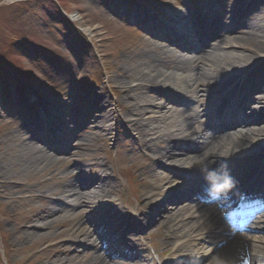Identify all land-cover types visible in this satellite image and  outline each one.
<instances>
[{"label":"rangeland","instance_id":"rangeland-1","mask_svg":"<svg viewBox=\"0 0 264 264\" xmlns=\"http://www.w3.org/2000/svg\"><path fill=\"white\" fill-rule=\"evenodd\" d=\"M51 1L0 0V72L6 75L4 79L0 77V156L3 162L9 163L10 165H7L13 170L0 177V264L5 262V258L11 264H50L52 254H57L56 256L62 254L61 245L65 241L79 242L78 250L74 251L75 254L68 256L72 259L61 255L65 258L66 264H114L115 262L123 264L125 260L117 257L118 251L111 246H105L108 243L103 240L100 242L103 251L84 253L87 249L82 250V235L75 237V233L71 234L69 230L72 224H77L74 215L80 209L83 210L82 218L85 219V223H89L87 230L91 229L90 231L99 236L105 235L106 231L113 230L99 224L104 216L102 205L112 199L114 204L111 210L114 216H123L136 226L135 220L141 219L142 214L145 213L144 223H146L149 221V215L146 204H142L143 198L157 190H151L142 196L139 186L143 177L135 174L136 168L133 164L121 166V153L129 147L126 146L128 142L125 138L130 133L118 132V126L114 125L115 121L112 119L103 120V123L110 128V132L106 137L96 136L92 141L97 145L95 148L80 149L77 159L70 154H60L63 149L67 151L70 148L69 142L74 140L78 130L83 129L88 107L82 109L84 107L82 105L88 104L87 100L95 93L110 99L111 108L117 109L120 117H128L126 112L130 106L141 104L145 98H148V94L134 89L129 91L130 98L124 96L126 83H135L132 78L140 77L150 69L151 61L148 57L136 58L135 55L147 49L153 51L157 48L155 44L159 45L160 42L168 46L163 35L158 33L160 38L154 36L153 28L159 26L158 30L163 32L169 30L168 36L172 43L178 41L181 49H184L186 40L192 45L196 44V40L182 36L181 23L184 24L188 20L187 9L201 12V23L205 24L203 31L216 26L224 31L225 35L234 37L220 48L221 64L212 68L211 76L220 78L224 68L235 72L236 69H248L254 64L258 65L264 59V0H211L210 6L215 7L211 11H206L205 6L210 0H204V3L202 0H135L137 3H133L132 0ZM249 1H253L255 8L250 16L243 17L244 22H240L238 10L244 2ZM59 3L67 9L69 15L74 16L73 23L60 13ZM144 14L147 16L142 17ZM126 20L131 24L130 26ZM154 21L155 25L149 31ZM244 23L249 24V32L243 33L244 35L239 34L241 30H244L241 28ZM136 28L140 32L135 30ZM78 33L84 39H81ZM19 36L22 43L31 41L25 49H21L22 44L16 39ZM17 48H20L21 52ZM182 53L187 56L194 54L192 49L183 50ZM61 56L63 65H69L70 69H64L61 62L57 63L56 60H59ZM46 65L47 69H45ZM124 65L129 70L126 71L127 73L123 70ZM122 74L131 76L123 78L126 83H120L118 79H115ZM261 74L264 77V67ZM21 76L29 80V86L21 85L17 79ZM238 76L240 77L236 78L234 83H238L237 85L241 87L245 86V92L249 94L252 89L251 83L246 80V73L240 72ZM167 82L172 87L174 83L176 89L186 87V82L179 78L169 77ZM228 89L229 87L225 90ZM259 94L257 93L256 96ZM261 95L263 98L257 100V105L264 107V92ZM179 99L177 96L180 102ZM211 104L212 102L208 103L205 109H210ZM193 109L192 105L186 114L193 115ZM104 114L100 115L104 116ZM169 115L158 123L165 132H178L184 128V114L175 111ZM201 118L206 121L215 120L205 115ZM63 122L66 123L62 125ZM189 124L191 123L188 121V126ZM119 128L121 129L122 126L119 125ZM64 130H67V133ZM63 135L67 137L68 142ZM48 149L52 150L51 153H48ZM214 150L225 155L221 158L217 157L216 160L224 162H216L213 167L219 169L228 161V158L232 159L230 166H226L230 175L233 174L231 169L234 167L238 170L249 169L243 165V156L249 155L252 158V155L259 151L260 156L255 161V170L247 178L255 179L263 168L261 158L264 153V132L252 134L251 138L240 144H219ZM43 154H49L51 158L45 161ZM68 157L71 158L70 161L67 160ZM94 157H97L98 163L93 160ZM10 158L14 160L8 161ZM190 159L188 158L187 164L179 166L161 161L163 170L166 172L156 173L154 177L149 178L151 181H157L163 173L170 172L169 167L178 169L184 167L190 172L182 171L183 176L191 175L194 179L195 176L192 177L194 170L189 167ZM32 160L39 162V165L34 168L29 167L28 162ZM231 163L235 164L234 167ZM95 164L107 168L108 174L112 176L115 183V190L111 189L108 195L98 194L97 191L94 194L89 193L82 198L81 202L75 199V190L69 191L63 197L55 195L66 183L61 179L65 177L66 169H82L88 173ZM24 165L27 167L23 170ZM92 173L96 174L97 171ZM69 181L75 188V182L70 179ZM190 183L191 181H186V184ZM83 185L84 190L86 184L83 183ZM249 185L254 186L255 183H249ZM186 190L190 191L191 188L186 187ZM202 192L203 194L199 197H203L207 206L218 203L216 208L218 213L208 207L205 211L206 217L199 213L198 216L193 217L196 219L195 222L182 224V221H179L173 227H162L161 230H165L163 231L165 235L155 229L158 225L156 222V226H150L145 231L138 230L131 236L132 242L142 246V252L147 250V264H179L178 261L173 263V249L184 242L180 235H187L186 227L194 225L192 229L194 232L198 225L210 217L221 218L219 225L225 223L224 227H232L226 221L228 220L227 207L223 206L229 202L226 200L231 198L227 193L229 191L221 193L216 198H210L206 190ZM51 198L59 200L54 202ZM70 204L82 206L79 210L69 211ZM41 207L56 210L55 217H59V220L56 219L53 224H46L32 237H26V234L22 232L20 240H13L14 231L25 224ZM251 207L254 208V205ZM187 212L192 214L195 208H185L183 215H187ZM260 212H264V209ZM162 214L167 215L166 212ZM253 218L240 217L237 222L242 224L238 231L245 241L264 243V216H261L260 220L254 224ZM250 224L253 226L246 227ZM212 228L213 233H204V246L212 247L211 243L216 245L224 241L222 238H217L221 233L216 232L218 231L216 226ZM194 234L201 237V233ZM163 240L167 241V244ZM55 241L57 244L52 245ZM121 242L128 246L124 248L122 245L123 255L128 252L140 258L142 253L139 248H129L127 241ZM188 243L190 241L184 242V244ZM167 246L170 251L163 252ZM4 249H6L5 257ZM92 255L95 259L89 260Z\"/></svg>","mask_w":264,"mask_h":264},{"label":"bare ground","instance_id":"bare-ground-1","mask_svg":"<svg viewBox=\"0 0 264 264\" xmlns=\"http://www.w3.org/2000/svg\"><path fill=\"white\" fill-rule=\"evenodd\" d=\"M254 8L255 5L253 1L243 3L239 9L240 22L243 21V17L250 16ZM189 18V22L194 23V20L191 18L197 20L199 19V16L195 15L194 12H191ZM197 23L198 22L196 21L192 27L188 25L183 32L186 34L187 32L191 33V31H194L196 37H198V43L200 44L198 48L199 51L195 50L196 53L194 55L187 57L183 53L175 50V48L171 49L168 46L161 47L160 45L155 44L157 48L153 51L147 49V51H141L135 55L136 58L148 57V60L151 62L149 63L150 69L147 73L140 75V77L132 78L135 81L133 84L123 81V78L131 77L130 75H124L127 73L126 71H129L124 65L123 70L125 73L115 78L118 79L120 83L123 82L127 84L124 96L130 98L131 94L129 91L131 89L142 92L144 91L148 94V98H145L141 104H135L133 107L130 106L127 109L126 113L128 117H120L121 115L118 113V110H113L111 108L112 104L109 99H105L94 93V97L90 100V105L87 106V114H85L86 123L83 130L78 131L74 140L69 142L71 147L67 152L68 154L77 159V154L80 149H88L95 146L92 141L95 140L96 135L107 134L110 131L108 126L103 123V120L112 119L115 120L116 123L122 122L125 128L131 132L130 139L132 150L130 153L126 152L122 156L123 163L126 165L129 163L135 164L137 166V173L142 176H153L161 167L159 164L161 160L166 159L164 161H177L178 159H187L191 154L198 156L203 151L213 149L219 144H240L251 138L252 134L264 132V107L255 105V102L258 99L263 98L261 92H264V89H262L264 83L261 81V72L264 66V59L260 61L258 65L254 64V67L252 66L248 69H236L235 72L229 68H224L220 78L211 76L209 70L213 67L216 68L221 64L219 61L220 56H222V54H220V48L224 44L226 45L229 39L234 37H229L223 34L221 30L214 29V31H211L209 35L204 38V36L197 31ZM241 28L244 30H241L239 34H246L247 31L249 32L250 27L249 24L244 23ZM154 32L167 36L166 33H168V30L164 32L161 30H155ZM167 38V40L170 41L168 36ZM235 38L238 39L243 37ZM199 68L200 70H198ZM242 71H246L247 79L251 80L252 85L250 86L252 92L248 96L244 93L243 87L238 90L235 100V103L237 104V106H235V111L239 113L240 118L252 117L250 123H246L243 119L239 120L240 118H238L234 122H231L230 120L229 122L223 121L220 124L214 123L208 124V126H198L197 129L191 125L188 127V124L186 123L184 128L178 130V132L173 131V134L169 131L165 132L161 125L154 124L155 122L159 123L163 119L168 118V116H170L169 114L179 109L180 103L174 96L172 97L170 93L178 94L183 100H187L188 97L196 100L198 106L195 108V116L199 119L201 110L198 108L206 103L209 96L208 94H220L221 85H231L233 78L237 73ZM176 75H179L178 78H181L187 83L186 87L179 88L181 91L174 88V83L173 91H166L160 87L165 86L166 88H170L171 85L167 82V79H169V77L175 78ZM234 87L235 86H233V88ZM256 92L260 94L256 96ZM167 93H169V95ZM227 97H230L229 93L225 96V98ZM102 113H105L104 116L100 115ZM64 123L66 122H63L62 125H64ZM236 125H240V128L231 131H224L225 128H230ZM208 128L212 129V133L208 134ZM64 131L67 133V130ZM194 131H197V134L204 137V139H202V141H197L193 136ZM63 136L66 137L65 135ZM51 151L52 150L48 149V153H51ZM43 155L45 161L51 158L49 154ZM255 156H258V154L256 153L254 157ZM54 158L56 159L57 157ZM11 160L14 159L10 158L8 161ZM67 160L70 161L71 158L68 157ZM94 160H96V158H94ZM7 164L9 163L3 162V159L0 156V177L11 172L12 169ZM18 164L21 165L20 161H18ZM36 165H39V162H36V160L28 162L29 167L34 168ZM42 165H44L43 162ZM248 165H252V162H249ZM24 166L22 167L23 170L27 167L26 165ZM93 166V168L99 172L97 175L92 174V171L85 173L82 169H66L64 177L66 183L63 188H60L56 195L63 197L67 191L75 190L74 196L79 202H81L85 195L94 192V189H96L95 191L97 192L108 195L114 186L113 180L108 175L105 168H100L99 164ZM15 172L18 173L19 170H15ZM69 179L75 182L77 188L72 187V182H70ZM159 179L158 183L157 181H151L146 177L144 182L141 183V192L145 194L150 189H158V191L154 193V200L146 202L147 205H152V212L150 213V220L146 222L145 225L147 227L154 222L153 224L156 226L155 223L158 222L156 229L163 234L161 226L166 225L168 228L172 227L177 220H181L183 214L180 213L186 207L180 206L183 203L184 196H179L176 200L169 197L171 196V193L177 194L180 192L182 184L176 181L172 182V178L169 174L162 175ZM204 179L205 178L202 176L197 178L200 182ZM242 181V177L236 180L234 190H240ZM82 183L87 185V188H84V190L81 187ZM80 189L83 191H80ZM51 199L56 201V198ZM160 205L165 207L164 210L167 211V215L162 214L163 212L161 213L159 210L157 216L154 214L155 209L153 208ZM204 206L205 205L198 207V212H202ZM210 209L213 210V208ZM103 210L105 215H108L111 212L110 201L105 203ZM56 213L57 211L54 209L41 207L25 224L19 226L14 231L12 239L15 241L20 240L22 232L26 234V237H32L37 234V232L41 231L46 224H53L56 222V219L59 220V217H55ZM81 213L82 212L79 210V212L74 215L75 219L80 217ZM69 215L72 214L69 213ZM189 217L190 215H186L182 221L187 220ZM195 220H189L184 223L194 222ZM82 221H77V224H72L69 229L70 233H75V237H78V235L81 234L82 237L90 240V245L98 247V238H94L95 236L93 232H88L87 225ZM211 223H213V221L210 218L205 221L203 225H198L196 228H207ZM193 226H191L189 231L193 229ZM126 230L130 232L132 227L129 225ZM128 237V235H125V238ZM56 244L57 242L55 241L52 245ZM134 245L135 244L132 246ZM61 246L62 254L66 255V257L74 255V251L78 250V243L76 241H65ZM77 252L79 253V251ZM62 254H58V256H56L57 254H52L50 257V264H66V260H64L65 258H62L61 256ZM180 255L182 256V254ZM200 257L201 256H199V259L205 261L204 264H264V244H257L254 242L242 243L236 235H231L229 242L225 245L216 248L212 252H205L204 257ZM90 258L91 259L89 260L95 259L93 255ZM67 259H72V257H68ZM192 260H194V257L188 255L185 264H192ZM113 262L114 261L112 260V263ZM114 264L117 263L115 262ZM123 264H138V261L124 262Z\"/></svg>","mask_w":264,"mask_h":264},{"label":"clouds","instance_id":"clouds-1","mask_svg":"<svg viewBox=\"0 0 264 264\" xmlns=\"http://www.w3.org/2000/svg\"><path fill=\"white\" fill-rule=\"evenodd\" d=\"M225 154L209 149L203 151L200 155L194 156L189 161V167L195 166L205 176L208 182V195L210 198H216L221 193L226 192L233 184V179L227 170L226 165L219 169L213 167L216 157H223Z\"/></svg>","mask_w":264,"mask_h":264}]
</instances>
